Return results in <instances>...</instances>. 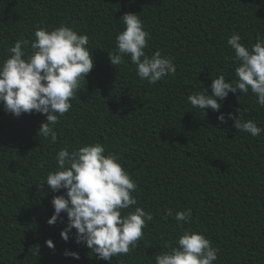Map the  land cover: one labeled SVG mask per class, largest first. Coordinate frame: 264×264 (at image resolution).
Masks as SVG:
<instances>
[{
    "label": "trees",
    "instance_id": "16d2710c",
    "mask_svg": "<svg viewBox=\"0 0 264 264\" xmlns=\"http://www.w3.org/2000/svg\"><path fill=\"white\" fill-rule=\"evenodd\" d=\"M125 13L138 14L150 33L145 54L173 57L175 75L150 85L130 57L110 64L107 52L116 47ZM61 25L88 35L94 67L55 126V142L37 135L43 114L16 117L0 104V264H108L74 242V229L68 242L60 237L65 213L63 222L47 224L53 196L65 190L41 189L62 148L93 143L118 154L137 183L138 203L122 214L139 206L153 215L135 250L111 264H155L189 229L218 249L214 264H264V132L252 137L217 119L238 110L264 128V108L251 91L229 93L219 112L206 109V116L187 99L203 87L211 94L219 75L235 78L227 40L239 33L251 47L264 38V0H0V62L16 40ZM189 209L190 221L177 224L175 213Z\"/></svg>",
    "mask_w": 264,
    "mask_h": 264
},
{
    "label": "clouds",
    "instance_id": "9594fccd",
    "mask_svg": "<svg viewBox=\"0 0 264 264\" xmlns=\"http://www.w3.org/2000/svg\"><path fill=\"white\" fill-rule=\"evenodd\" d=\"M124 29L116 38V47L107 52L110 64H125V57H130L136 65L139 79L148 84L175 75L174 58L162 55L159 50L151 56L145 54L151 39L144 29L138 14L125 13L122 17ZM35 39H18L8 49L10 55L0 62V104L6 113L19 117L22 114H43L46 119L40 124L37 135L56 141L55 126L60 117L71 108L85 85L86 76L94 67L89 37L78 34L73 28L61 25L52 30L38 27ZM239 33H233L227 44L234 50L237 66L235 78L228 80L224 75L212 79L211 94L203 87L187 97L190 104L202 110L219 112L229 93L255 94L256 103L264 108V38L246 46L241 42ZM30 49V51H26ZM243 111L237 114L221 113L217 119L225 123L233 121V127L242 132L258 137L264 128L251 118L246 119ZM101 143L85 144L69 152L62 148L56 155L57 170L49 172L46 183L41 182V189L47 186L52 193L61 189L62 195H54L51 204L53 214L46 221L54 225L63 222L61 213L67 217L66 226L60 231V237L68 242L72 230H75L74 242L87 247L96 259L108 261L112 257L127 255L135 250L137 242L143 237L148 222L153 215L142 207L122 214L123 210L137 205L132 195L137 190V183L122 167L119 156L105 154ZM171 217L173 211L166 210ZM191 219V210L177 211V224H187ZM48 248L55 247L51 239L46 240ZM169 250L155 256V264H214L218 249L214 248L204 234L195 230H183L177 237L175 246H166ZM65 257L79 260V253L65 250Z\"/></svg>",
    "mask_w": 264,
    "mask_h": 264
}]
</instances>
